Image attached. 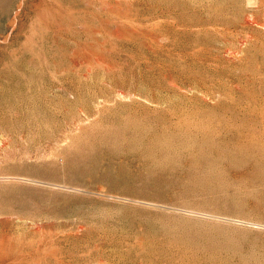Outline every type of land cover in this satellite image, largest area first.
<instances>
[{
    "label": "rangeland",
    "instance_id": "rangeland-1",
    "mask_svg": "<svg viewBox=\"0 0 264 264\" xmlns=\"http://www.w3.org/2000/svg\"><path fill=\"white\" fill-rule=\"evenodd\" d=\"M0 264H264V0H0Z\"/></svg>",
    "mask_w": 264,
    "mask_h": 264
}]
</instances>
